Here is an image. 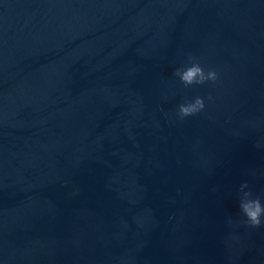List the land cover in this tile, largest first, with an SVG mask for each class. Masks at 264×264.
Returning <instances> with one entry per match:
<instances>
[{
  "label": "water",
  "instance_id": "1",
  "mask_svg": "<svg viewBox=\"0 0 264 264\" xmlns=\"http://www.w3.org/2000/svg\"><path fill=\"white\" fill-rule=\"evenodd\" d=\"M222 82L185 89L187 55ZM212 95L180 121L176 105ZM262 0H5L0 257L264 264Z\"/></svg>",
  "mask_w": 264,
  "mask_h": 264
},
{
  "label": "clouds",
  "instance_id": "2",
  "mask_svg": "<svg viewBox=\"0 0 264 264\" xmlns=\"http://www.w3.org/2000/svg\"><path fill=\"white\" fill-rule=\"evenodd\" d=\"M4 3L5 0H0V5ZM173 75L185 89L208 84L216 86L222 82L220 69L204 65L198 57L192 54H188L185 62L174 68ZM214 102L215 98L212 95H208L207 98L202 95L185 98L176 105V118L184 121L196 117L205 113L209 103ZM248 188L247 183L241 186L240 208L247 225L251 228H259L264 226V202L258 196H253ZM0 264H8V262L0 257Z\"/></svg>",
  "mask_w": 264,
  "mask_h": 264
}]
</instances>
